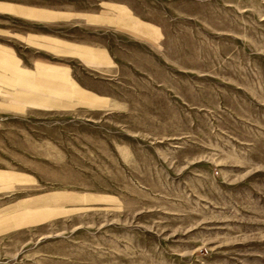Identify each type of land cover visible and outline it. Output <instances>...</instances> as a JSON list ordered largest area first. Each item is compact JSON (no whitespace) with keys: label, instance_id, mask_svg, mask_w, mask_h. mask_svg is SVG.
<instances>
[{"label":"rangeland","instance_id":"374dc122","mask_svg":"<svg viewBox=\"0 0 264 264\" xmlns=\"http://www.w3.org/2000/svg\"><path fill=\"white\" fill-rule=\"evenodd\" d=\"M0 264H264V0H0Z\"/></svg>","mask_w":264,"mask_h":264}]
</instances>
